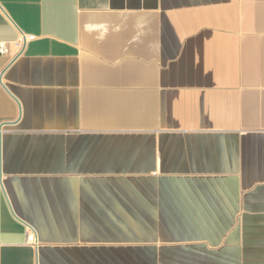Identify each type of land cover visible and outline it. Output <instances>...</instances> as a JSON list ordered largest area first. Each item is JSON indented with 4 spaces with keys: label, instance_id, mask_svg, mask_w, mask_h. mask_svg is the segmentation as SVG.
I'll return each instance as SVG.
<instances>
[{
    "label": "crops",
    "instance_id": "1",
    "mask_svg": "<svg viewBox=\"0 0 264 264\" xmlns=\"http://www.w3.org/2000/svg\"><path fill=\"white\" fill-rule=\"evenodd\" d=\"M0 42V264H264V0H0Z\"/></svg>",
    "mask_w": 264,
    "mask_h": 264
},
{
    "label": "built area",
    "instance_id": "2",
    "mask_svg": "<svg viewBox=\"0 0 264 264\" xmlns=\"http://www.w3.org/2000/svg\"><path fill=\"white\" fill-rule=\"evenodd\" d=\"M33 37H29V40H33ZM9 48L6 43L0 42V56L7 55L9 53ZM28 241L33 245H36L35 238L32 234H29Z\"/></svg>",
    "mask_w": 264,
    "mask_h": 264
}]
</instances>
